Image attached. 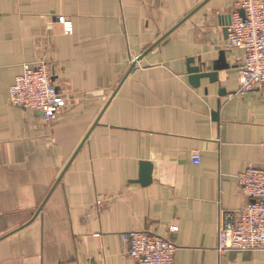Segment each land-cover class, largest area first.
Listing matches in <instances>:
<instances>
[{"label":"crops","instance_id":"1","mask_svg":"<svg viewBox=\"0 0 264 264\" xmlns=\"http://www.w3.org/2000/svg\"><path fill=\"white\" fill-rule=\"evenodd\" d=\"M239 1L0 0V264H136L130 231L172 240L175 264H264L216 251L237 175L264 170V85L238 94L223 28ZM221 51L229 69L192 87L187 59L210 72ZM38 61L64 100L50 121L9 102Z\"/></svg>","mask_w":264,"mask_h":264},{"label":"built area","instance_id":"2","mask_svg":"<svg viewBox=\"0 0 264 264\" xmlns=\"http://www.w3.org/2000/svg\"><path fill=\"white\" fill-rule=\"evenodd\" d=\"M230 16L227 47L243 53L237 70L238 94L242 95L264 85V0H240ZM59 20L64 32H71V24ZM8 96L13 107L37 113L46 121L58 114L64 102L51 81L50 66L43 61L23 65ZM260 147L264 153V137ZM237 186L247 202L219 220L216 251L220 256L228 252H264V170L245 169L237 175ZM120 241L124 254L136 264H175L176 245L167 237L130 231L122 233Z\"/></svg>","mask_w":264,"mask_h":264},{"label":"water","instance_id":"3","mask_svg":"<svg viewBox=\"0 0 264 264\" xmlns=\"http://www.w3.org/2000/svg\"><path fill=\"white\" fill-rule=\"evenodd\" d=\"M240 15L243 16L242 10H240ZM225 20L226 21L223 23V28H224V32H227V27L229 26L230 21H231L230 14L225 17ZM144 55H146V53H144L142 55V57ZM139 60H140V58L132 61L131 65H130V70L136 66V63ZM193 62H194V60L192 58L187 59V61H186V66H187L186 73L188 76L189 84L194 88L199 87L201 79H208L210 84L217 83L218 82V72L219 71H226L229 69V65L225 61V56H224L223 51H221L219 53L218 60H216L212 63V71H210V72H206L204 70V68H205L204 63L199 62L198 66H194V65H192ZM219 93L221 96L225 95V92L223 90H221ZM217 117H218L217 113L214 112L212 114L213 120H216ZM95 124H97V122ZM87 137H88V134L86 135L85 140L87 139ZM151 174H152V166L149 163H141L140 164L139 177H138V180L136 182H138L142 186L148 185L151 182Z\"/></svg>","mask_w":264,"mask_h":264}]
</instances>
